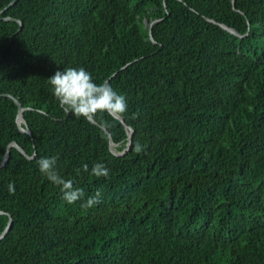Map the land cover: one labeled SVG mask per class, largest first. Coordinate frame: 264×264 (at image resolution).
Returning a JSON list of instances; mask_svg holds the SVG:
<instances>
[{"label": "trees", "instance_id": "trees-1", "mask_svg": "<svg viewBox=\"0 0 264 264\" xmlns=\"http://www.w3.org/2000/svg\"><path fill=\"white\" fill-rule=\"evenodd\" d=\"M66 67L127 98L130 144L113 114L62 109ZM13 141L34 157L0 167V264H264V0H0V165Z\"/></svg>", "mask_w": 264, "mask_h": 264}, {"label": "clouds", "instance_id": "clouds-1", "mask_svg": "<svg viewBox=\"0 0 264 264\" xmlns=\"http://www.w3.org/2000/svg\"><path fill=\"white\" fill-rule=\"evenodd\" d=\"M52 91L62 109L76 117L89 118L98 113L122 115L127 112V98L119 93L109 82L98 83L92 73L84 67H66L57 70L50 77ZM137 152L141 146L137 145ZM39 170L54 184L61 186L64 199L75 203L83 196V190L75 188L73 181L59 174L56 157H42L38 161ZM83 171L89 172V165H83ZM91 174L96 177H107L110 169L104 163L91 167ZM9 191L15 192V185L9 184ZM102 200V193L97 190L94 196L87 199L85 207H93Z\"/></svg>", "mask_w": 264, "mask_h": 264}, {"label": "water", "instance_id": "water-1", "mask_svg": "<svg viewBox=\"0 0 264 264\" xmlns=\"http://www.w3.org/2000/svg\"><path fill=\"white\" fill-rule=\"evenodd\" d=\"M233 2H235V0H233ZM221 25H222V27H224L225 29H227V30H229L230 32L234 33L235 35L241 36V34H240L237 30H235L234 28L228 26L227 24L222 23ZM150 34H151V39L154 40L151 30H150ZM8 95L11 96V97H12V98H13V99L19 104V111H18V116H17L18 119H17V120H18L19 127H20L21 131H23V132H27V133H29V134H32L31 130H30V129L28 128V126H27V123H26V120H25V117H24V110H25V107H23V105H22V104H21V103H20V102L14 97V96H12V95H10V94H8ZM113 115H114L115 117L119 118L120 120H122V122L125 123L124 119H123L120 115H117V114H114V113H113ZM90 119H91L92 121L95 122V120H94L93 118L90 117ZM22 123H25L26 126H24ZM125 125H126V127L130 130V140H129V144H130V142H131V140H132V136H133V129L131 128V126L127 125L126 123H125ZM129 144H128V145H129ZM12 146L17 147V148H18V149H19L24 155L28 156L29 158H33V157H34V156H29V155L27 154V152L25 151V149H24V148H23L18 142L13 141L12 143L9 144V146H8V148H7V151H6L5 155H4V158H3L2 162H1L0 167L4 166V165L8 162L9 157H10V151H11V147H12ZM113 146H114V143L111 142V149H112V151L115 152L117 155L125 154V152L127 151V149H126V151H124V152H122V153H118V152L115 151V149L113 148ZM0 213H2V211H0ZM12 224H13V219H12V217H10V220H9V222H8V224H7V226H6V228H5V229L3 230V232L0 234V240L3 239V238L6 236V234H7V233L9 232V230L11 229Z\"/></svg>", "mask_w": 264, "mask_h": 264}]
</instances>
